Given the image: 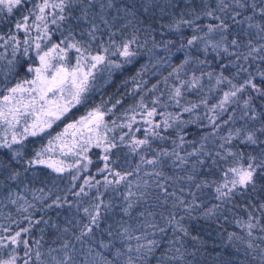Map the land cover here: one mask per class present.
<instances>
[{
    "label": "snow or ice",
    "instance_id": "1",
    "mask_svg": "<svg viewBox=\"0 0 264 264\" xmlns=\"http://www.w3.org/2000/svg\"><path fill=\"white\" fill-rule=\"evenodd\" d=\"M138 12L117 0H0V189L27 221L21 227L10 211L15 230L0 225V264H192L185 219L228 221L233 209L240 231L225 228L227 243L239 251L233 242H243L245 257L264 264V197L252 195L264 192V0H187L167 24V12L151 22ZM146 55L171 67L150 85L148 65L135 67ZM132 71L130 104L89 107L116 73ZM205 80L209 94L188 99ZM38 137L47 145L30 152ZM41 166L57 174L53 182L69 181L63 194L16 190ZM53 208L67 215L51 225L58 246L46 247L31 234Z\"/></svg>",
    "mask_w": 264,
    "mask_h": 264
},
{
    "label": "trees",
    "instance_id": "2",
    "mask_svg": "<svg viewBox=\"0 0 264 264\" xmlns=\"http://www.w3.org/2000/svg\"><path fill=\"white\" fill-rule=\"evenodd\" d=\"M200 0H195V3L199 4ZM118 4H126V5H135L137 9H139L138 15H140L142 18H147L149 22H151L152 19H159L163 12H167L168 15H165L163 20H161V23L167 24L171 22V15L172 13H179L181 10H184L185 5L187 3V0H151V4L149 5V11L144 12L143 6L147 4V0H117ZM178 6V7H174ZM163 10V11H162ZM0 28H3L2 25H0ZM6 30V29H5ZM160 29L157 27L156 30V39L157 43L160 42L161 36H160ZM164 31H167L164 29ZM141 39H148L149 44L147 48H151V36H147L144 33H141ZM172 35V34H170ZM185 36L190 38L191 36V30L186 29L185 30ZM147 48L143 49L142 51L147 52ZM148 55H151V53H148ZM180 55V54H177ZM183 59L182 55L180 56V59L178 60L176 56H173L170 63L172 66H175ZM142 64L148 65V70L144 73V79L149 81V85L153 82H155L157 79H163L164 76H167L168 73L171 71V67H169L168 63H156L155 60H153L151 63L148 61V56H144L140 64H137L136 70L139 69V67ZM152 64H156L155 67H152ZM2 67V65H0ZM7 69L4 68V72L6 73ZM154 73H157L158 75H154ZM132 75H135V71L132 72H124V73H116L112 77V82L108 84L107 87L103 89L102 92H94L93 93V101L92 104L89 107H92L94 105H99L101 103V99L104 101L115 100L116 98H122L125 99L129 104L131 103V99L129 96L125 95L126 92H130L131 90V83L129 82L127 85H125L124 81L125 79H129ZM104 79H107V73L103 74ZM2 78V76H0ZM208 84L205 80V89L200 95H194V94H188V99L192 100L193 102H198L200 99V96L207 95L208 93ZM213 90L211 92L212 99L210 100V104L214 103L215 100L219 97V93L215 91L214 85L212 86ZM226 90V89H225ZM110 106V105H109ZM169 111H178V109L170 108ZM76 111V110H74ZM85 114L84 109H80L79 111H76V117L78 118L80 115ZM202 114V113H201ZM67 119V117L65 118ZM62 125V122H58ZM62 130V126L57 129ZM190 132L195 133L196 127L195 125H190ZM119 131V130H118ZM201 131H207V129H201ZM138 137L142 136V133L136 134ZM189 139H192V136H189ZM196 139H199V137H196ZM157 144L159 142H156ZM47 145V140L43 138H34L33 143L30 147V152L34 150H39L41 145ZM170 147V145H169ZM198 147V145H197ZM185 148H187L189 151H191V147L189 145H185ZM97 150H94V152ZM257 154V153H253ZM89 155L92 156V159L94 161V164L92 166V175H95V165L98 163V157L94 155L93 153H90ZM123 153H121V163H123ZM129 160L135 161L134 157H128ZM169 172L171 170H168ZM179 171V170H178ZM181 174H183L181 172ZM7 173H3V175H0V181L6 177ZM27 178L21 177L23 180V183L19 184V186L16 188L17 191H19L22 195H28V198L31 199L32 192H36L37 195L40 193L36 190L39 188H44L45 192H47L49 189H52L53 194L56 193V189H60V194H63V189L68 185L69 181L66 178H57L55 182H53V178L57 176V174L52 173L50 169H46L41 167H38L33 172H29L26 174ZM67 173L64 174V177H67ZM87 174H85L86 176ZM85 177H82L80 181H77V183H81L82 180ZM27 185L29 189L31 190L29 193H24L23 189ZM107 195V194H106ZM253 197H264V192H258L253 193ZM70 199H75V197H70ZM0 200H3V204H0V225H3L5 227H8L11 224V227L13 230L16 228V224L11 223L8 219V213L11 211L12 213V220H21L23 221L22 216L16 212L15 207L13 205L8 204V201L6 199V193L3 189H0ZM209 203H218L216 201H213L211 197L208 198ZM35 202V201H34ZM50 201H45V204L49 203ZM7 204V207H4V205ZM37 207H40L39 204H37ZM231 207V205H229ZM119 212V210H117ZM233 211L236 213V216L233 217L229 215L228 221H225L223 217H221L219 220L216 218H204L202 215L197 216L195 219L186 218L184 221L185 227L188 229L190 235L188 237H185L186 244L188 246L189 252H196V256H188L187 259L192 262V264H241L243 261L244 264H254V262H251L248 258L244 255V248L245 245L243 242L240 241H234L233 243L236 244V247L239 248V251H236V248H233L231 245L227 243V232L224 231L226 228L228 232L236 231L239 233V229L235 227V224L233 223L234 219L239 217L241 215L240 209H233ZM36 218H39L43 215L42 212H38L35 214ZM67 213L64 209H49L48 215L45 217L49 221L47 225L43 224V222L40 225H37L32 229L31 239L36 240L39 239L41 235H44V241L42 243H45V246H58L52 245V240L50 237L52 234L56 231L51 227L54 223H59L61 225L65 222V216ZM195 215V214H194ZM119 218V215L116 217ZM112 222V221H109ZM133 223H137V221H133ZM21 227L27 226V221H23L20 225ZM41 229H44V232H41ZM139 234V233H137ZM196 236L198 237V240H192L191 237ZM169 238H171V233H169ZM164 247H167V241H165ZM157 256H159V253H157ZM152 264H155V260L152 261Z\"/></svg>",
    "mask_w": 264,
    "mask_h": 264
}]
</instances>
